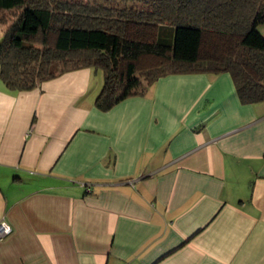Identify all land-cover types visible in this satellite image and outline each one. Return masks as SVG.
I'll return each mask as SVG.
<instances>
[{"label": "crops", "instance_id": "crops-1", "mask_svg": "<svg viewBox=\"0 0 264 264\" xmlns=\"http://www.w3.org/2000/svg\"><path fill=\"white\" fill-rule=\"evenodd\" d=\"M102 82L0 78V264H264V101L191 71L103 111Z\"/></svg>", "mask_w": 264, "mask_h": 264}, {"label": "trees", "instance_id": "trees-1", "mask_svg": "<svg viewBox=\"0 0 264 264\" xmlns=\"http://www.w3.org/2000/svg\"><path fill=\"white\" fill-rule=\"evenodd\" d=\"M0 0V78L29 90L66 71H102L95 106L144 95L159 77L228 72L264 101V0Z\"/></svg>", "mask_w": 264, "mask_h": 264}, {"label": "built area", "instance_id": "built-area-1", "mask_svg": "<svg viewBox=\"0 0 264 264\" xmlns=\"http://www.w3.org/2000/svg\"><path fill=\"white\" fill-rule=\"evenodd\" d=\"M12 232L11 225L6 220L0 221V238L9 235Z\"/></svg>", "mask_w": 264, "mask_h": 264}, {"label": "rangeland", "instance_id": "rangeland-1", "mask_svg": "<svg viewBox=\"0 0 264 264\" xmlns=\"http://www.w3.org/2000/svg\"><path fill=\"white\" fill-rule=\"evenodd\" d=\"M89 2H92L93 0H88ZM136 0H129V2L131 3V4H136V5H140V2H135ZM97 70H100V69H97ZM101 71V70H100Z\"/></svg>", "mask_w": 264, "mask_h": 264}]
</instances>
